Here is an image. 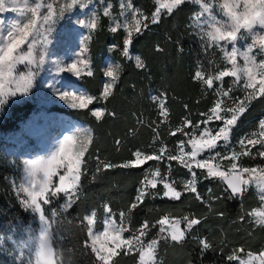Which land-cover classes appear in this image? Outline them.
<instances>
[{
    "label": "trees",
    "instance_id": "obj_1",
    "mask_svg": "<svg viewBox=\"0 0 264 264\" xmlns=\"http://www.w3.org/2000/svg\"><path fill=\"white\" fill-rule=\"evenodd\" d=\"M131 2L148 17V27L141 34H133L129 55L125 57L124 29L117 27V31L112 32L109 17L98 13V27L91 30V40L87 42L93 74L83 75L79 80L88 94L99 98L103 64L109 58L121 66L112 94L107 100H93L85 109L56 107L89 129L92 143L71 207L62 211L59 199L46 206L43 204L51 224L54 260L56 264H99L91 251L92 241L85 217L94 212L99 215L109 208L117 218L120 212L125 213L124 220L130 231L147 222L149 228L144 241L158 232L157 221L163 216H187L201 221L185 233L182 241L161 245V264H237L236 257L245 252L258 253L264 248V225H253L249 212L258 205L251 189L242 196L229 198L230 190L223 180L219 177L211 180L202 174L198 175L199 181L195 184L202 198H197L191 191L183 192L179 200L163 197L157 185L156 189L148 187L143 203L132 209L131 204L136 202L135 197L147 178L151 163L156 161H146L139 167L103 169V162L121 165L136 158V152L143 156L159 153L161 144L174 151L175 144L184 139L181 132L198 127L218 96L215 87L209 88L202 79L194 76L198 68L204 72L203 76H211L222 68L223 59L219 50L209 46L189 24L194 12L193 3L189 0L171 14L160 13L158 22L153 23L154 0ZM114 5L116 8L117 4ZM136 57L140 58L143 67L138 66ZM224 82L228 84L227 79ZM95 105L104 109L99 120L91 114L90 108ZM32 108L34 105L30 101L14 105L9 117L0 122V133L13 130L16 121ZM260 117L264 118V97L253 100L240 116L239 130L250 128ZM3 141L0 137V237L9 230L13 217L22 221L27 218L16 204L8 180L19 176L20 160L5 153ZM97 156L101 160L100 172L96 171ZM262 161L263 158L256 154L240 157L244 166L253 167ZM201 241L209 247L205 249ZM230 256L232 260H229ZM137 260L135 252L124 255L122 251L113 257L111 264H136ZM0 264H13L1 243Z\"/></svg>",
    "mask_w": 264,
    "mask_h": 264
},
{
    "label": "rangeland",
    "instance_id": "obj_2",
    "mask_svg": "<svg viewBox=\"0 0 264 264\" xmlns=\"http://www.w3.org/2000/svg\"><path fill=\"white\" fill-rule=\"evenodd\" d=\"M190 1L194 5V12L191 15L189 24L206 39L209 46L212 45L219 50L220 57L223 59L222 68H219V70L211 76H203L204 72L199 68L197 71L202 73L203 81L207 78L213 79V87H215L214 89L217 91L218 96L212 108L219 102L221 104L220 114L223 119L226 120L230 118L231 115V113L227 112V108L229 106L232 108L237 106V104L232 103V99H243L246 95L244 91V83H246L245 68L251 67L253 60L255 64L258 65L260 60L264 59V51L260 49V37H264V28L257 27L254 28L252 32H244V30H241L235 44L220 40L214 41L209 34L213 33L216 28L224 30L230 25V19L224 5H236V10L242 11V0H200L199 4H197L195 0ZM35 2H40V0H35ZM83 2L87 4V7L80 8L79 5H76L71 10H66L53 26L49 37L51 42L47 45L42 66L37 68L36 64H29L27 61L17 66V69L13 72V77L18 79L21 75L28 76L31 72L33 76V86L26 96L18 95L16 98H9L3 110L0 111L1 122L9 117L11 113L10 110L14 105H20L24 101H30L34 105V108L30 109L27 114L16 121L17 126L13 130L9 131L7 134L0 133V137L4 139L3 146L5 148V153L16 156L20 160L19 164L21 167L19 176L15 179L9 178L8 180L11 188L10 191L16 198V204L27 214L26 221L13 217L10 222L9 230L0 237L1 248L6 251V255L13 261V264H56V260H54V249L53 246H51V224L44 209L47 204L44 206L43 200H41L42 211L38 213L34 212L31 208H28L22 203L27 197L20 188L21 185L25 183L27 176L26 160L50 154L58 147V142L61 141L65 135H72L77 129H87L82 123L76 122L75 119L65 111L61 112L56 109V107L71 108L66 101L61 100L60 96L63 92H75L76 94L83 92L88 94L79 82L82 77H77L69 72L60 71V69L66 68L80 56L85 46L84 38L90 35L91 30L82 26L78 21L84 20L87 23L94 18V16L97 17L98 13L104 14V10L107 8V16L110 22L109 26H111V28L122 27L125 31L124 39L127 36L125 25L133 29L134 34L137 20L141 21L142 28L143 25L149 21L148 17L143 12L137 10V7L132 4L131 0H83ZM154 2L155 12L157 8H160V4L163 3L164 0H154ZM31 3L32 0H29V4ZM45 3L52 4L53 8L58 11L59 5L71 3V0H45ZM115 3L117 4L116 8L114 5ZM206 4L208 5L207 8H205ZM5 8L6 10L0 13V19L5 21L4 29L0 31V36L6 33L8 26H10L15 19L20 18L22 12L27 10L24 0H17L15 4L8 0ZM41 11H47L46 7L42 8ZM163 12L168 13L166 9L161 8L160 13ZM233 47L236 48L234 62L231 59ZM40 48V44L36 45V52H34V55H36L37 60L39 59L38 53ZM245 54H247V56ZM116 63V61L113 62L111 59L106 58L103 64L104 71L109 65H115ZM234 65L237 70V76L223 77L219 80L216 79L221 71H232ZM84 71L86 72L87 69H84ZM224 79H227V85ZM102 81L103 92L104 84L110 82V78L104 76L102 77ZM102 92H100V95ZM225 92H228L229 95L225 96ZM88 95L91 94L89 93ZM90 109L94 111L101 108L95 105ZM162 111L164 112V109H162ZM211 114V110L207 112L204 121L198 127L182 131L181 133H183L184 139L175 144L176 148L174 151L161 144L159 145V153L154 152L147 154L160 156V159L151 163L152 167L147 172V179H155L162 192L169 190L164 188L165 183H168L180 194L188 192L190 191V185L197 184L199 181L198 175H206L207 169L196 168L195 161H189L187 154L191 151L192 146L188 141L190 138L200 139L201 134L205 131L215 135L219 127L224 126L222 121H217L214 118L212 120H207L208 115ZM261 121H264L263 117H260L254 125H251L250 128L242 132L239 130V120L236 125L232 126L229 141L221 142L220 146L215 149V152H219L221 157H225L212 161V163L217 166V170L228 172L231 163L237 164V170H242L243 167L252 168L251 166L242 165L240 163V157L244 155L243 153L245 151H248L252 156L255 154L259 156L258 152L264 151V147L259 143L255 145L247 144V139L264 142V136L260 135ZM187 124L188 122H186V125ZM241 140H244L243 145L239 143ZM182 141L183 143H181ZM181 149H183V153L185 154L183 159L191 163V168L186 167L180 160L169 159L171 155L181 156ZM234 154L236 158L233 160L232 157ZM208 155L209 153L207 152L201 153L197 155L195 159L201 160ZM143 157L144 156L141 154L140 158ZM261 158H263V161L256 163L253 167H264V157ZM193 171L196 173L195 177L191 175ZM157 172H159L160 175L155 176L154 173ZM244 175L245 178H247L248 174ZM210 179L213 180L215 178ZM142 187L146 191L147 188L151 186L146 184L145 179L140 188ZM77 188H79V186ZM248 189L252 190L255 198L258 200V205L254 209L249 210L253 225H257L259 224L257 222L258 218L254 217L252 213L253 210H264V193H261L255 185H250ZM77 194L78 191L76 189L74 193L70 192L69 195L71 199H73ZM195 194L199 198H202L197 192ZM48 199L49 203L59 199L58 205L62 211L66 210L63 205L69 202L68 197L63 193L58 194L56 197H52L49 194ZM90 216L93 219V223L89 225V227L92 228L94 235L102 231L105 227H108L113 220L117 225L121 223L120 216L118 215V218L113 214L109 216L106 212V208L101 214L96 215L94 212ZM184 217L185 216L174 218L168 216L170 221H179L180 229L184 230L186 233L190 229L184 221ZM189 219L196 218L189 217ZM123 226L127 227L125 220L123 221ZM161 227L164 228L163 232L160 231ZM158 229V232L149 240L144 241V237L141 238L145 244L150 243L153 239L156 240L152 264H161L159 249L163 243L172 241L170 239L171 224L159 225ZM124 235L127 237L128 233ZM261 252H264V248L258 251V253L245 252L243 256L236 257L235 260L237 264H260L259 256ZM136 264H139V260H137Z\"/></svg>",
    "mask_w": 264,
    "mask_h": 264
},
{
    "label": "snow or ice",
    "instance_id": "obj_3",
    "mask_svg": "<svg viewBox=\"0 0 264 264\" xmlns=\"http://www.w3.org/2000/svg\"><path fill=\"white\" fill-rule=\"evenodd\" d=\"M8 0H0V13L6 10L5 5ZM11 3H17V0H10ZM189 0H164L160 4V8H157L153 13V23H157V17L160 16V9H166L169 14L174 9H179ZM199 4L200 0H195ZM26 11L21 13L20 18L15 19L10 26H8L6 33L0 36V111L7 104L9 98H16L19 96H26L33 86V76L30 72L28 76L21 75L18 79L13 77L14 70L17 66L27 61L29 64H36L37 68L43 65L45 59V52L47 45L51 42L49 37L52 32V28L57 20L63 15L66 10H71L74 6L79 5L80 8L87 7V4L83 0H71V3L59 5L58 11L53 8L52 4H46L45 0L29 4V0H24ZM47 11H41L42 8ZM208 5H205L207 8ZM236 5L225 4L224 8L228 13L230 19V25L224 30L216 28L213 33H210L212 40H220L235 44L238 40V34L241 30L244 32H252L254 28H264V0H242V11L236 10ZM104 15H108V10L105 8ZM82 26L89 30H95L98 27V17L92 18L87 23L84 20H79ZM5 21L0 19V31L4 29ZM148 27L147 24L141 27V21L137 20L134 31L137 34H141L143 29ZM127 36L123 40V55L127 57L129 55V45L133 43V29L128 28L125 25ZM112 32L117 31V27L110 29ZM85 46L81 51L80 56L68 65L66 68L60 69L72 73L77 77L83 75L92 76L93 69L90 66V57L87 54V42L91 40V35L84 38ZM260 49L264 51V37H260ZM40 44L39 59L37 60L36 45ZM115 47V46H113ZM26 49V50H25ZM247 56V54H245ZM236 57V48L233 47L231 52V59L233 62ZM137 64L143 67L140 63V58L136 57ZM84 69H87L85 72ZM258 69V70H257ZM246 83H244V91L246 93L244 99L233 98L232 103L237 104L235 108L229 106L227 112L231 113L230 118L224 120L220 114L221 104L218 102L214 108L211 109V115H208L207 120L213 118L217 121H222L224 126L219 127L215 135L205 131L201 134L200 139L190 138L188 143L191 144L192 149L187 154L189 161H195L196 168L207 169L205 178L219 177L221 180L227 183V187L230 190L229 198L242 196L250 185H255L256 188L264 193V167H243L242 170H237V164L231 163L230 170L228 172L217 170L212 161L221 157L219 152H215L220 146L221 142H228L229 135L232 130V126L236 125L240 116L243 115L247 108L250 107L251 102L257 97H264V59H261L259 64H255L252 61L251 67L245 68ZM121 72V66L119 64L109 65L104 71V76L110 78V82L105 83L103 92L99 98L86 93L76 94L75 92H63L60 96L61 100L66 101L71 108L85 109L88 105L93 103V100H107L112 94L111 89L119 79ZM195 78L203 79L202 73L197 71L194 73ZM237 76V70L235 65L232 71H221L217 80L223 77ZM259 77V78H258ZM204 83L211 88L213 86V79L207 78ZM14 85V86H10ZM250 90V91H249ZM225 96L229 93L225 92ZM238 100V103H237ZM163 107V105H161ZM97 120L101 119L104 115V109H97L91 112ZM207 122V121H205ZM195 127V125H193ZM260 135L264 136V121L260 122ZM175 135V133H173ZM247 139V138H246ZM92 143V135L89 129H77L72 135H65L61 141L58 142V147L46 156H40L38 158H32L25 161L27 176L25 183L21 185L20 190L26 195L27 199L22 203L28 208H31L34 212L42 211L40 201L43 200L44 204L49 203V194L52 197H56L58 194L63 193L68 197V203H65L63 207L65 209L70 208L72 205V199L69 195L70 192L74 193L80 184L82 176V168L87 163L86 153H88L89 145ZM119 143V142H118ZM183 143V141L181 142ZM244 144V140L239 142ZM261 144L264 147V142L260 140L247 139V144L255 145ZM209 153L208 156L201 160H196L197 155L201 153ZM214 153V155H213ZM249 155L248 151L243 153ZM183 149H181V156L171 155L170 160H180L186 167L191 168V163L186 162L183 159ZM258 155L264 157V151H259ZM91 156V153H89ZM136 159L129 160L121 165H114L111 162H103V169H109L112 167H139L145 164L146 161L158 160V155H146L141 157L140 152L135 153ZM236 155L234 154L232 159L234 160ZM97 159L96 171H101V160L99 156ZM244 174H248L245 178ZM155 176L160 175L159 172L154 173ZM193 177L196 173L191 172ZM146 179V184L150 185L152 189L157 188V182L155 179ZM165 189L168 191L163 192V197H170L179 200L181 194L175 191L168 183L164 184ZM190 191L192 193L197 192L195 184L190 185ZM145 197V190L142 187L135 197L134 203L131 204L132 209H136L139 203H143ZM199 198V197H197ZM106 212L110 216L112 214L111 209L106 208ZM252 215L257 217V222L264 225V210H253ZM119 225L113 220L102 231L97 234H93V230L89 227L88 232L91 237V251L95 254V257L99 264H111L113 257L118 256L123 251L124 255H129L133 251L138 255L139 264H152L155 254L156 240H151L150 243L145 244L142 241V237L147 235V229L149 224L144 222L138 229L129 230L123 226L125 219V213L120 212ZM88 225H92L93 219L91 216L85 217ZM184 221L187 223L190 229L194 225L200 224L198 219H189L185 216ZM157 223L161 226L171 224L170 239L174 242L182 241L185 235V231L179 227V221H170L168 216H164L158 220ZM160 231L163 232L164 228L161 227ZM128 233L126 237L124 234ZM204 248H208L209 245L204 241H201ZM233 257H229L232 260ZM260 264H264V252L259 256Z\"/></svg>",
    "mask_w": 264,
    "mask_h": 264
},
{
    "label": "water",
    "instance_id": "obj_4",
    "mask_svg": "<svg viewBox=\"0 0 264 264\" xmlns=\"http://www.w3.org/2000/svg\"><path fill=\"white\" fill-rule=\"evenodd\" d=\"M224 185H226L227 186V183L224 181ZM228 188V187H227Z\"/></svg>",
    "mask_w": 264,
    "mask_h": 264
}]
</instances>
